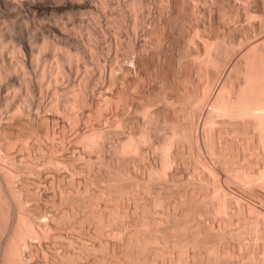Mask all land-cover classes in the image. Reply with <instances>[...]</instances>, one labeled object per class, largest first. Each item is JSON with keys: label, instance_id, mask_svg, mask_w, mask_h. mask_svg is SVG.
<instances>
[{"label": "bare ground", "instance_id": "bare-ground-1", "mask_svg": "<svg viewBox=\"0 0 264 264\" xmlns=\"http://www.w3.org/2000/svg\"><path fill=\"white\" fill-rule=\"evenodd\" d=\"M251 3V0H0V13L4 14H0L4 16L0 17V22L5 17L9 21L0 23V264H98L103 262L98 261V249L105 252L101 255L111 258L113 255L109 253L120 250L122 240L132 235L127 232L132 222L136 228L147 229L146 234L142 233L141 243L138 241L144 245L156 227L164 235L165 227L157 224L168 223L172 215L186 219L194 210L208 216L209 229L200 223L195 226L184 223L188 229L197 227L193 234L185 237L181 247H192L202 233L210 246L220 248L228 243L223 233L226 225L220 233V227L214 230L224 217L220 215L226 214L222 221L231 226L239 222V211L247 210L246 204L239 206L241 201L246 199L248 205L250 202L256 205L257 200L259 204L260 197H264V171H261L264 170V49L259 45L258 48L257 43L250 45L247 51L240 52L239 65L237 41L226 34L239 27V17L248 18L246 20L252 17ZM60 12L61 15L67 13L66 19L65 15L59 17ZM197 16L201 18L200 23ZM127 18L133 19L132 29L141 28L144 36L142 40L137 30L135 34L132 31L134 37L129 36V45H126L130 49L127 53L132 54V58L127 55L128 62L123 54L125 32H121L125 29V35L131 34L127 32ZM194 18L199 21L194 22ZM178 23L180 26L176 28ZM104 31H113L114 43L110 37L109 44L104 45V39L108 40ZM176 34L184 45L174 52L172 40ZM101 54H106L116 65L113 62L112 66L111 60L110 64H103L98 60L103 59ZM107 56L104 58L109 59ZM98 63L101 67L94 69ZM150 65L152 71L148 69ZM92 68L100 71L98 77ZM231 68H237L238 79L227 83L233 74L230 77V73L227 74ZM170 70H174L177 80L183 84H193L196 75L201 80L199 84L203 81V91L191 100L189 87L182 92L174 86V81L170 82ZM192 104L196 108L193 109ZM203 116L205 119L201 120L212 125L206 133L200 131L207 137L206 141L201 140L202 148L206 149H201L198 142L186 143L189 137L193 142L197 136L192 137L198 134L203 122L196 123V118ZM255 129L258 132H254ZM185 132L190 133L186 139ZM239 133L258 141L241 140L243 143L239 144ZM201 136L197 138H204ZM228 149L235 157L233 162L231 159L232 166L227 161V157H233ZM201 150H205L204 153ZM187 151L192 158H189L188 169L194 176L183 184L186 178L181 166ZM123 175L129 176L128 181L131 177L134 183L135 180L139 183L136 189L140 196L153 195V205L163 207H160L161 215L154 207L160 217H149V211L143 218L135 217L141 209L131 213L128 199L129 202H122L121 212L117 211L120 217L117 226L118 220L110 214L115 213V209L110 211L109 208L110 212L106 209L114 203L100 197L103 190L97 185L116 183L122 178L127 181V176ZM198 180L209 185L206 193L202 188L199 190ZM112 189L106 187L105 191L112 196ZM120 192L123 199L125 196ZM202 194H208V205H201L200 197L207 198ZM240 197L243 199L239 203ZM149 204L142 208L147 210ZM260 204L258 208L264 209V204ZM138 205L133 206L134 209ZM254 208L249 212L252 215L259 210ZM255 220L258 228L252 221L248 225L258 230L261 227L255 237L263 243V219ZM168 229H171L169 225ZM243 229L241 231L247 230ZM254 230L253 233H259ZM142 245L136 250L143 248ZM245 247L243 254L256 255L250 252L251 244ZM184 253L187 264L196 259L192 258L191 250ZM166 254L172 256L173 252ZM262 254L259 256L263 257Z\"/></svg>", "mask_w": 264, "mask_h": 264}, {"label": "rangeland", "instance_id": "rangeland-1", "mask_svg": "<svg viewBox=\"0 0 264 264\" xmlns=\"http://www.w3.org/2000/svg\"><path fill=\"white\" fill-rule=\"evenodd\" d=\"M46 1H48V2H56L57 0H46ZM119 1H123V0H119ZM252 1V3L250 4V8H252V10L250 9V14H251V16L252 17H249V20H246V19H248V18H246L245 19V17H239V27H236L233 31L232 30H230L231 32H229V31H227V36H228V38L230 37L231 39H234V41L236 40L237 41V43H236V45H235V47L236 48H238V50H239V56H240V54L242 53L241 51H243V52H245V51H247L249 48H250V45H255L256 43H257V47H258V45H259V47L261 48V49H264V18L262 19V17H264V12H263V10H264V0L262 1V0H251ZM241 3V2H240ZM255 3V4H254ZM258 3V4H257ZM242 4V3H241ZM241 4H239V5H241ZM262 4H263V6H262ZM244 5V4H243ZM242 6V5H241ZM253 12V13H252ZM259 12V13H258ZM1 15H4V14H2V12L0 13ZM59 14V17H63V15H65L64 16V18L66 17V14L67 13H64L63 15H61L62 14V12H60V13H58ZM253 14V15H252ZM256 14V15H255ZM261 14V15H260ZM61 15V16H60ZM263 15V16H262ZM253 16H256V17H253ZM262 16V17H261ZM1 17V16H0ZM2 17H4V16H2ZM1 17V18H2ZM196 17V16H195ZM198 17V16H197ZM258 17V18H257ZM6 18V17H5ZM3 18L2 19V21L0 22V23H5V20H7L8 21V19L6 18ZM130 18V17H129ZM129 18H127L128 20H127V24L129 25V28L127 29L128 31L127 32H130L131 34L130 35H125L126 34V31H125V29H122V33L123 32H125V33H121L120 35L122 36V39H123V41H124V43H125V46H124V49H123V54H124V57L127 59V62L130 60V59H128L129 57H131L132 58V54H130L131 52H129V54L127 53V51H130V49H129V47H127L128 45H129V39H130V37L129 36H132V37H134V34H135V30H137L138 32H136V34H137V36L139 37V36H141L142 37V40L144 39L143 37V35H142V30H141V28H137V29H135V30H133L132 29V23H133V19H129ZM199 18V17H198ZM198 18H196V19H198ZM255 19V20H253V19ZM66 19V18H65ZM4 20V21H3ZM194 20H195V18H194ZM200 20V21H199ZM199 20H195L194 22H197V21H199V22H197V23H200L201 22V18H199ZM260 21V22H259ZM262 21V22H261ZM3 23V24H4ZM8 23H9V21H8ZM263 24V26H262V24ZM6 24V23H5ZM255 24V25H254ZM131 25V26H130ZM253 25L255 26L254 28H253ZM180 26V23H178V25H176V28L177 27H179ZM262 26V28H260ZM249 27V28H248ZM239 28V29H238ZM239 30V32H238V30ZM257 29V30H256ZM130 30V31H129ZM132 31L134 32V34H132ZM104 33L106 34V35H108V40L105 38L104 39V45L106 46V44L108 43L109 44V42H110V40H111V38H112V40H111V42L112 43H114V41H115V37L113 38V36H111V35H113V31H111V32H105L104 31ZM139 33V34H138ZM230 33V34H229ZM127 36V37H126ZM175 36V38L173 37V45H174V52H176L177 51V48L179 49V48H181L183 45H184V42L181 40V39H179L178 38V35L176 34V35H174ZM177 36V37H176ZM111 37V38H110ZM127 38V39H126ZM140 38V37H139ZM229 38V39H230ZM253 38V39H252ZM107 41V42H106ZM109 41V42H108ZM127 41H128V43H127ZM181 41V42H180ZM235 41V42H236ZM239 41V42H238ZM180 42V43H179ZM260 42V43H259ZM238 43H239V45H238ZM107 44V45H108ZM180 44V45H179ZM127 45V46H126ZM258 47V48H259ZM129 49V50H128ZM236 50V49H235ZM126 51V52H125ZM113 52H114V49H113ZM113 52H111V55L109 56L110 58H111V56H112V53ZM122 52V51H121ZM241 52V53H240ZM125 53H127L126 55H125ZM102 55V58L105 60H103V59H98V60H100V61H103V64H106V63H108V64H110L109 63V60H111L106 54H101ZM101 55L99 56V57H101ZM107 56L109 59H107L106 57L104 58V56ZM127 55H131V56H128V58H127ZM126 59L124 60L125 62H126ZM108 60V61H107ZM100 61H99V63H100ZM113 60H111V65L113 66V64L115 63V65H116V62H114ZM99 63L98 64H96V65H94V69H96L97 68V66L99 65ZM240 63H241V56L239 57V65H240ZM102 64V62H101V66L103 65ZM100 66V67H101ZM99 66H98V68H100ZM92 68V69H93ZM93 69V70H94ZM149 69V71H152V66L150 65V67L148 68ZM232 70L231 71H229V72H227V74H229L230 73V75H228L229 77L231 76V73H233L232 74V76L230 77L231 78V80H230V78H228L229 80H227V83H230L231 81H233L234 80V82H236V80L238 79V75H239V83L241 84L242 83V73L240 72V67H239V74L238 73H236V71H237V68H231ZM100 70V69H99ZM94 72H96V70H94ZM175 73L174 72V70H170V72H168L169 73V80H170V82H176V84L173 82V84H174V86H176V88H179L178 90H180V91H182V92H184L183 90H187V88H188V90H189V92L191 93V100H195V98H196V96L200 93V92H202L203 91V81H202V83H200L199 84V82L201 81V80H198V78H196L197 76L196 75H194V77H193V79H194V83H195V80L196 81H198V82H196V84L194 85V83L193 84H191V85H193V86H191V85H189L188 84V82L187 83H185L184 82V84H183V81L182 82H180V81H178L177 80V78H176V73H175V77L173 76V73ZM97 73H99V75H100V71H97L96 72V75H97V77H98V74ZM238 74V75H237ZM95 75V76H96ZM234 75H236V76H234ZM196 76V77H195ZM227 76V77H228ZM174 77V78H173ZM241 77V78H240ZM235 78V79H234ZM177 80V81H176ZM230 81V82H229ZM180 83V84H179ZM200 86H199V85ZM239 84V85H240ZM185 85V86H184ZM198 85V86H197ZM179 86V87H178ZM196 86V87H195ZM193 87H195V90H194V88ZM202 87V88H201ZM184 88V89H183ZM191 88H193V89H191ZM200 88V89H199ZM196 89H198V90H196ZM192 90V91H191ZM156 92H159L160 93V90H158L157 89V91ZM192 92H193V94H192ZM195 93H197V94H195ZM195 94V95H194ZM196 102H194V104H195ZM197 104V103H196ZM192 106H194L193 104H192ZM194 108H196L195 106L193 107V109ZM204 120L205 119V117L203 116V118H200L199 117V119L198 118H196V123L199 121V123H200V121L201 122H203L202 120ZM195 121V120H194ZM206 121V120H205ZM205 121L203 122V123H201L200 125H199V129L200 130H198V134H194V133H192V134H194L192 137H194L195 135H197V136H195L194 138H196L197 139V141H196V139L194 140V138H193V142H192V139L190 140V137L188 138V139H186V137H188V136H190V133L189 132H185L186 134V136H185V139L189 142H186L187 144H189V145H191V143H195V144H197V142L201 145V149H206L205 148V146H204V148H202V146L204 145V143L203 144H201L202 142H203V140L204 141H206L207 139V137L206 136H204L203 134H200V131L202 132V130L205 132V130H207V131H209L211 128H212V125H211V122H209L210 124H206V123H208L207 121H206V123H205ZM207 126H206V125ZM210 125V126H209ZM203 126L205 127V128H203ZM166 127H167V125H166ZM201 127V128H200ZM203 128V129H202ZM209 128V129H208ZM254 132H258L256 129L254 130ZM164 133H166V130H164L163 132H162V134H164ZM206 133V132H205ZM165 135V134H164ZM202 135V136H201ZM198 136H201V137H204V138H200V142H199V138H197ZM229 137H233L232 135L230 136V135H228ZM206 137V138H205ZM201 140H202V142H201ZM233 140H235V138H233ZM249 141L250 140V143H251V141H252V143H255L256 141H258L257 140V138L255 139V141H254V139H252L251 140V138L249 137V136H246V134L245 133H239V144H241V143H243L242 141ZM241 141V142H240ZM191 142V143H190ZM199 144H198V146H199ZM200 147V146H199ZM187 150V149H186ZM200 150V149H199ZM201 151H203V150H201ZM200 151V152H201ZM205 151V150H204ZM204 151H203V153H204ZM229 151H230V154H232V150L230 149H228V153H229ZM202 153V152H201ZM228 153H227V156H229L228 155ZM186 154L188 155L189 153H188V151L186 152ZM185 154V157H184V161H183V165L181 166V168L183 169V170H181L182 172H183V174H185L184 175V178H186V179H184L183 181H182V183L183 182H187V181H189L194 175H193V173H192V171L191 170H189L188 168H189V160L190 159H192L191 158V155L189 156H187ZM233 155V154H232ZM254 157H256V155H253ZM190 158V159H189ZM188 159V160H187ZM228 159V160H227ZM227 161L231 164V166H232V162L234 161V159H235V157H234V155H233V157L230 155L229 157H227ZM231 159H232V162H231ZM185 160H187V162L188 163H186V161ZM184 164H186V165H184ZM230 166V167H231ZM180 168V169H181ZM187 171V172H186ZM262 172L264 171V170H261ZM187 174V175H186ZM193 175V176H192ZM124 177H126L127 175H123ZM129 176H127V181H126V178H124V180H123V178L122 179H120L118 182L117 181H115L116 183H113L114 181H109L108 183L107 182H104V183H102V182H100L98 185H97V187H98V189H101V190H103L102 192H100V197L102 198V197H105V198H107L108 200H110V201H113L112 203H114V205L113 204H111V206H108L106 209L109 211V208H110V211H112L111 209H115V213H113V212H110V214H113V217H114V219L115 220H118V222H116L117 223V226L119 225V222H120V217H119V215L117 216L116 214L118 213L117 211L119 210V212H121V210H122V202L125 200H128V199H130V202H129V200H128V202L130 203V205L132 206V208H131V213L132 212H135V211H137L138 209H141V210H138V212H136L135 214H134V216L135 217H137L138 215V217L139 218H143L146 214H147V211H149L148 213L150 214L149 215V217L151 216V217H156V216H158V217H160L159 215H161L162 214V206L161 205H159L158 204V206H160V207H162L161 209H160V207H158L159 208V210H158V208H157V204L154 206L153 204L154 203H152V199H153V195H150V196H152V197H146V196H140L139 194H138V192H137V189L139 188L138 186H137V184L139 185V183L135 180V183H134V180H133V178H131L130 177V179L131 180H129L128 181V178ZM190 178V179H189ZM188 179V180H187ZM124 182H123V181ZM133 180V181H132ZM130 181H132L133 183H132V185L130 184L131 182ZM199 181V180H198ZM111 182L113 183V184H111ZM126 182V184H124ZM127 182H128V184H127ZM185 182V183H186ZM203 182H205L204 180H203ZM203 182L201 181V183H200V181L199 182H197L196 184L197 185H203V186H198L199 187V190H201V188H202V190L201 191H204L205 192V190L206 189H208L209 187V185L208 184H206L205 185V183L203 184ZM111 185H110V184ZM120 183H121V185H120ZM181 183V184H182ZM200 183V184H199ZM208 183V182H207ZM107 184V185H106ZM108 184H109V186H108ZM114 184L116 185V187L114 186ZM117 184H119V186L117 185ZM184 184V183H183ZM112 186V187H111ZM114 186V187H113ZM120 186H121V189H120ZM122 186H125L124 188H122ZM140 186V185H139ZM105 187V188H104ZM106 187H108V188H110V189H112L113 191H114V194H112V196L111 195H109V193H107L106 191ZM131 187V188H130ZM135 187V188H134ZM136 187H138L137 189H136ZM205 189H204V188ZM133 188V189H132ZM122 189H123V191L124 190H126L124 193H123V191H122ZM106 190V191H105ZM116 190L118 191V192H116ZM120 190L122 191V192H120ZM131 191L130 193H128V191ZM136 190V191H135ZM135 191V192H134ZM119 192H120V194H124V196L126 197V199H122L121 198V196H119ZM127 192V193H126ZM113 193V192H112ZM117 193H118V195H117ZM133 193H135V194H133ZM137 193V194H136ZM206 193V192H205ZM212 193H213V196H212ZM211 194H209V196L211 195L212 196V198L214 197V192H212ZM102 194V195H101ZM116 194V195H115ZM123 194H122V197H123ZM127 194V195H126ZM128 194H133L132 196L130 195V197H129V195ZM109 195V196H108ZM113 195L115 196V197H113ZM136 196V202H135V196ZM139 195V196H138ZM207 195V198L206 197H204V200H202L203 199V197L201 198L200 197V203H201V205H203L204 203L205 204H209V202H207L210 198H211V196L209 197L208 196V194H202V196H206ZM108 197H112L111 199L110 198H108ZM129 197V198H128ZM132 197V198H131ZM139 197H141V198H143V199H138ZM145 197H146V199H145ZM208 197H209V199H208ZM151 198V199H150ZM171 198V199H170ZM168 197L167 199H170L171 201L173 200V197ZM211 198V199H212ZM242 197H240L239 198V203H240V201L243 199H241ZM261 199H259V204H258V200H257V204L256 205H253V203L252 202H250V203H252V204H250L249 203V205L247 204L248 202V200L246 201V199H245V201H241V202H243V203H240V205L239 206H241L242 204H246V206H247V210H245L246 212H242L241 213V211H239V217L240 218H238L239 219V222L238 221H235L234 223H232L231 224V226L226 222V221H222L224 218H226L227 217V215L226 214H222V215H220V218H222L221 216H224L222 219H220L218 222V225H220V226H218L217 225V227L214 229V230H217L218 231V229H219V231H218V233H220V231H223V228L225 227L224 225H226V227L224 228V230L226 231V232H224L223 231V233H225V235H226V241L227 240H229L228 241V243L226 244V245H222L220 248H218L219 246H217V247H214L213 245H211L210 246V243L209 242H207L208 241V239H207V237H206V235L205 234H203L202 233V235L201 234H199V236H204V237H200V239H199V236H198V239H197V241L195 242V243H193V245H192V247H181V245H182V242L184 243V240H185V237L187 238V236L189 237V235L190 234H193V230H195V228L197 227H195L194 229H188V228H186V224H189L190 223V225H191V223L193 224V226H195V225H197V224H199L200 223V225L201 226H204V227H206V228H208V216L204 213L203 214V212H202V214L200 213L201 211L200 210H198V211H195L194 210V212H192V216L191 215H189V217L186 215L185 216V218L186 219H182V217H184V216H178V215H172L173 216V218L170 216V219H169V222L168 223H160L159 225L157 224L156 226H162V227H165V232H164V235L163 234H161L162 233V231H160V229H158V227H156L155 229H156V231H158L161 235H163V237L160 235V234H158V235H156L157 234V232L155 231V233H152L151 234V237H149V238H151V239H149L150 240V242H149V240L148 241H146V243L145 242H143V244L144 245H142V247L143 248H141L140 250H139V248H138V251L136 250V248H137V246H140L141 247V245H140V243H141V241L140 240H143L142 238L144 237L143 235L144 234H142L143 232H145V234L147 233V229L145 228V227H142L141 225V228L142 229H140V227L139 226H137V228L135 227L136 225L132 222V224H130V227H132V228H129L128 230H127V232H128V234H129V236L131 235V233H132V235L130 236V238H128V240H130V241H128V240H126V238H125V241H123L122 240V245H121V248H120V250H114V253L111 251L109 254H110V256L111 255H113V256H111V258H109V257H107L105 254H103V255H101L102 253H105L102 249L99 251V249H98V257H99V259H98V261L100 260H102L103 262H99L100 264L101 263H107V264H151L152 262L154 263V264H159V263H161V264H187V263H185L186 261H185V259H186V256L185 257H183L186 253H184V252H186V251H188V250H191L192 251V258L193 259H195L194 261L192 260V262H191V264H212L213 262H216V264H264L263 262H261V261H263L264 259V256L263 257H260L259 255H261L262 254V252L264 253V242L262 243V241L259 239V237L258 238H256L255 236H257L258 234H260V232H261V227H259L260 229L258 230V229H256V228H258V225H256V223H254L256 220L255 219H258V218H260V219H263V222H264V218L262 217V216H264V209L261 207V210L258 208L259 206H261V204L260 203H263L264 204V197L262 198V197H260ZM116 201H115V200ZM120 199V200H119ZM132 199V200H131ZM148 199H150V201H148ZM210 199V200H211ZM241 199V200H240ZM118 200H119V202H118ZM122 200V201H121ZM137 200H139V201H137ZM143 201V203L141 202V201ZM145 200H147L148 202H146ZM175 200V199H174ZM203 203H202V202ZM115 202H116V204H115ZM120 202H121V204H120ZM134 202V203H133ZM137 202H138V204L141 206V207H139V205L137 204ZM139 202H141V203H139ZM145 202V203H144ZM149 202H151V204H149ZM117 203H119V204H117ZM174 203V202H173ZM134 204V205H133ZM138 205L137 206V208L136 209H134V207L133 206H136V205ZM144 204L146 205V204H149L148 206L149 207H151V206H153V207H151L152 209H153V212L151 213V208L149 209V207H147V210H146V208H145V210L142 208L143 206H144ZM175 204V203H174ZM204 204V205H205ZM255 204V203H254ZM116 205L118 206V208L119 209H116L117 207H116ZM143 205V206H142ZM151 205V206H150ZM250 205H252L251 206V208H253V207H256V208H254V209H259V210H256V214L258 215L259 214V216L260 217H258L256 214H251V213H249L250 211H251V208H250ZM115 206V208H113ZM249 206V207H248ZM112 207V208H111ZM139 207V208H138ZM156 208V210L158 211V214L159 215H157L156 213H157V211L156 210H154L155 208ZM240 208V207H239ZM134 209V210H133ZM143 209V210H142ZM149 209V210H148ZM254 209H253V212H255L254 211ZM133 210V211H132ZM114 211V210H113ZM143 211H144V213L145 214H142L143 213ZM146 211V212H145ZM200 211V212H199ZM257 211L259 212V213H257ZM263 211V212H262ZM142 212V213H141ZM160 212V213H159ZM196 212V213H195ZM260 212H262V213H260ZM154 213V214H153ZM114 214L116 215V217L114 216ZM156 214V215H155ZM193 214H195V215H193ZM201 214V215H200ZM243 214H244V216L245 217H247V219H248V222H247V219L244 217V219H243ZM247 214H250V215H252L253 217H249V215H247ZM144 215V216H143ZM155 215V216H154ZM198 215H200V217L198 216ZM205 215V216H204ZM141 216V217H140ZM194 216V217H193ZM218 216V215H217ZM226 216V217H225ZM254 216H256V217H254ZM119 218V219H116V218ZM137 217V218H138ZM204 217V218H203ZM262 217V218H261ZM157 218V217H156ZM172 218V219H171ZM174 218H176V219H174ZM196 218V219H195ZM202 218V219H201ZM255 218V219H254ZM190 219V220H189ZM195 219V220H194ZM246 219V220H245ZM251 219H254L253 221L251 220ZM174 220V221H173ZM176 220V221H175ZM185 220V221H184ZM187 220V221H186ZM198 220L200 221V222H198ZM225 220V219H224ZM250 220V221H249ZM182 221V222H181ZM203 221V222H202ZM244 223H243V222ZM251 221H252V223H254L255 224V226H256V228L254 227V225L253 226H250V225H248V223L250 224L251 223ZM113 223H115L114 222V220L112 221ZM180 222H181V224L183 225V227L181 226V224H180ZM187 222V223H186ZM220 222H222L221 224H220ZM115 223V224H116ZM176 223V224H175ZM184 223H186V224H184ZM202 223V224H201ZM224 223V224H223ZM225 223H227L228 224V226H227V224H225ZM238 223V224H237ZM246 223V224H245ZM114 224V225H115ZM163 224H166L167 225V229H168V225H169V227H171V229L169 230L168 229V231L166 230V225H163ZM132 225H134V226H132ZM221 225H222V227H221ZM235 225V226H234ZM245 225H247V227L245 226ZM175 226V227H174ZM184 226H185V228H184ZM224 226V227H223ZM238 226V227H237ZM245 226V227H244ZM248 226H250V227H248ZM261 226V225H260ZM136 229H135V228ZM139 227V228H138ZM177 227V228H176ZM179 227V228H178ZM218 227H220V228H218ZM230 227V228H229ZM233 227V228H232ZM252 227H254L255 228V230H258V231H255L254 230V228H252ZM218 228V229H217ZM238 228H239V230H238ZM242 228H246L247 230H244V231H241V229ZM131 229V230H130ZM173 229V231H171ZM209 229V228H208ZM220 229H222V230H220ZM252 229L254 230V232H259V233H253V231H252ZM139 230V231H138ZM143 230V231H142ZM187 231V235H186V231ZM239 232H238V231ZM251 230V231H250ZM264 230V229H263ZM134 231H136V232H134ZM168 233H170V234H168ZM180 231V232H179ZM184 231V232H183ZM216 231V232H217ZM231 231H233V233H231ZM248 231V232H247ZM250 231V232H249ZM131 232V233H130ZM174 232V233H173ZM177 232V233H176ZM230 232V233H229ZM237 232V233H236ZM241 232V233H240ZM138 233H140V234H138ZM180 233H182V234H180ZM229 233V234H228ZM238 233H240L239 235L241 236V238H240V236H239V238H238V236H237V234ZM244 233V234H243ZM247 233H249V234H251V236L249 235V234H247ZM127 234V235H128ZM174 236H173V235ZM178 234V235H177ZM183 234H185V235H183ZM230 234L231 235H233V236H231L232 238H231V240H230ZM255 234V235H254ZM118 234H116L115 236H117ZM149 235V234H148ZM165 235H168V237L166 236L165 237ZM242 235L245 237V236H250L251 237V239H252V242H250L251 241V239H250V237H242ZM120 236V235H119ZM119 236H118V239H119ZM135 236V237H134ZM161 236V237H160ZM182 236V238H180ZM184 236V237H183ZM237 236V237H236ZM132 237V238H131ZM139 237V238H138ZM159 237V238H158ZM165 237V238H164ZM206 237V238H205ZM236 237V238H235ZM161 238H164V239H161ZM168 238V239H167ZM176 238V239H175ZM180 238V239H179ZM235 238V239H234ZM244 238V239H243ZM253 238H254V240H255V242H254V240H253ZM115 240H117V237H115L114 238ZM132 239V240H131ZM157 239V240H156ZM160 239V240H159ZM234 239V240H233ZM239 239V240H238ZM240 239H241V241H240ZM250 239V240H249ZM155 240V241H154ZM168 240V241H167ZM173 240V241H172ZM174 240H176V241H174ZM202 240V241H201ZM233 240V241H232ZM242 240H244V241H242ZM249 240V241H248ZM257 240V241H256ZM135 241V242H134ZM140 243H139V242ZM152 241V242H151ZM171 241V242H170ZM230 241H231V243H230ZM138 244H137V243ZM156 242L158 243V244H156ZM163 242H165L166 243V245H167V243L169 242L170 244H168L167 246L166 245H164V243ZM173 242V243H172ZM174 242L176 243V244H174ZM125 243H128V245L127 244H125ZM131 243V244H130ZM177 243L179 244V245H177ZM206 243H207V245H206ZM245 243H247L246 245H245ZM248 243H250L251 244V250H250V252L253 254L254 252H255V254L256 255H252L254 258L252 259L250 256H248V255H246V254H243V253H245V246H250V244H248ZM261 243H262V245H261ZM126 245V247H127V249H126V247L124 246V245ZM135 246H134V245ZM137 244V245H136ZM147 244V245H146ZM163 244V245H162ZM173 244H174V246H173ZM234 244V245H233ZM257 245V246H254V245ZM131 246L132 247V249H131V247H128V246ZM241 245H242V247H241ZM244 245V246H243ZM261 245V246H260ZM124 246V247H123ZM146 246H147V248H146ZM162 246H163V248H162ZM169 246V247H168ZM178 246V247H177ZM194 246L196 247V248H194ZM225 246V247H224ZM240 246V247H239ZM252 246H254V247H252ZM258 246H259V250H258ZM133 247H134V249H133ZM170 247H172V248H170ZM174 247V248H173ZM257 247V248H256ZM122 248H124V249H122ZM165 248V249H164ZM169 250H168V249ZM181 248V249H180ZM186 248H188V250L186 249ZM192 248H193V250H192ZM214 248H215V250H214ZM217 248V249H216ZM254 248V249H253ZM255 248H256V250H255ZM127 251H126V250ZM131 249V250H130ZM157 249H158V251L159 250H161L160 252H157ZM184 249H186V250H184ZM197 249V250H196ZM226 251H225V250ZM240 249V250H239ZM243 249H245V250H243ZM261 249V250H260ZM132 250H133V252H132ZM136 250V251H135ZM141 250H143V252L145 251L146 253H147V255H146V253H143ZM153 250V251H152ZM172 251L173 252V254H172V252H169V251ZM176 250H180L179 252L178 251H176ZM217 250H220L219 252H218V254H217ZM223 250V251H222ZM228 250V251H227ZM123 251V252H122ZM124 251H126V252H124ZM129 251V252H128ZM130 251H131V253H130ZM135 251V252H134ZM156 251V252H155ZM163 251V252H162ZM164 251H165V253H164ZM199 251V252H198ZM211 251V252H210ZM213 251H214V253H216V254H214L213 253ZM237 251V252H236ZM240 251V252H239ZM254 251V252H253ZM260 251H262V252H260ZM122 252V253H121ZM138 252V253H137ZM140 252H142V253H140ZM152 252V253H151ZM162 252V253H161ZM202 252V253H201ZM259 252V253H258ZM112 253V254H111ZM118 253V254H117ZM125 253V254H124ZM166 253H168V254H172V256L171 255H169V256H171V259H170V257L166 254ZM251 253H250V255H251ZM108 254V255H109ZM118 256H117V255ZM127 254V255H126ZM131 254V255H130ZM133 254V255H132ZM136 254V255H135ZM164 254V255H163ZM175 254H177L176 255V257H173V256H175ZM198 257V256H200V257H195V255ZM102 257H101V256ZM120 255V256H119ZM121 255H124V256H122L121 257ZM125 255H126V257H125ZM164 256V257H162V256ZM207 255H209V257L207 256ZM217 255H218V258H216L217 257ZM221 255V257H219ZM225 255V257H223V256ZM262 255H264V254H262ZM128 256V257H127ZM139 258H138V257ZM149 256V257H148ZM178 256V257H177ZM241 256V257H240ZM246 256V257H245ZM107 259H106V258ZM114 258V260H113V258ZM121 257V258H120ZM124 257H125V259H124ZM132 257V258H131ZM141 257H143L142 259H141ZM147 257V258H146ZM157 257V258H156ZM169 257V258H168ZM204 257V258H203ZM207 257V258H206ZM215 257V258H214ZM223 257V258H222ZM245 257V258H244ZM102 258V259H101ZM109 258V259H108ZM120 258V259H119ZM153 258V259H152ZM172 258H174V259H172ZM182 258V259H181ZM202 258V259H201ZM210 259V261H209V259ZM220 258V259H219ZM244 258V259H243ZM257 258H259V259H257ZM105 259V260H104ZM119 259V260H118ZM125 261H124V260ZM137 259V260H136ZM139 259H140V261H139ZM151 259V260H150ZM161 259V260H160ZM215 259V260H214ZM218 259V260H217ZM255 259V260H254ZM263 259V260H262ZM109 260V261H108ZM127 260V261H126ZM146 260H149V261H146ZM158 260V261H157ZM171 260V261H170ZM201 260V261H200ZM108 261V262H107ZM165 261H166V263H165ZM176 261V262H175ZM180 261V263H178ZM206 261V262H205ZM251 261V262H250ZM253 261H256V262H253ZM259 261V263H257ZM111 262V263H110ZM113 262V263H112ZM140 262V263H139ZM163 262V263H162ZM171 262V263H170ZM174 262V263H173ZM194 262V263H193ZM98 263V264H99ZM213 264H215V263H213Z\"/></svg>", "mask_w": 264, "mask_h": 264}]
</instances>
